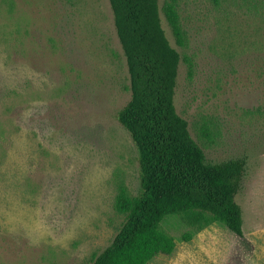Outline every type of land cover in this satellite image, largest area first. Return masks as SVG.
<instances>
[{
    "label": "rangeland",
    "instance_id": "rangeland-1",
    "mask_svg": "<svg viewBox=\"0 0 264 264\" xmlns=\"http://www.w3.org/2000/svg\"><path fill=\"white\" fill-rule=\"evenodd\" d=\"M177 2L184 46L161 11L181 54L175 105L209 161L247 156L244 234L212 224L183 242L188 227L168 214L174 254L148 264H264L260 0ZM129 98L108 0H0V264H88L111 243L124 221L117 185L139 190L137 150L116 118Z\"/></svg>",
    "mask_w": 264,
    "mask_h": 264
},
{
    "label": "trees",
    "instance_id": "trees-1",
    "mask_svg": "<svg viewBox=\"0 0 264 264\" xmlns=\"http://www.w3.org/2000/svg\"><path fill=\"white\" fill-rule=\"evenodd\" d=\"M129 77L130 98L116 114L137 150L139 190L117 185L114 207L124 221L111 243L88 264H148L175 251V238L161 221L175 214L188 227L189 242L217 224L243 236V210L236 200L246 176L247 156L212 162L193 139L175 105L180 52L163 27L161 11L176 43L185 45L177 0H108ZM264 23V0L253 4Z\"/></svg>",
    "mask_w": 264,
    "mask_h": 264
},
{
    "label": "crops",
    "instance_id": "crops-1",
    "mask_svg": "<svg viewBox=\"0 0 264 264\" xmlns=\"http://www.w3.org/2000/svg\"><path fill=\"white\" fill-rule=\"evenodd\" d=\"M262 229H263V228L258 229V230L256 229L255 231H261L262 234H260V235H263V236H264V234H263L264 232H262V231H264V230H262ZM193 240H194V238H193L191 241L187 242V243H190V242H192ZM253 247H255V246H253ZM172 254H174V252H173ZM172 254H170V255H172Z\"/></svg>",
    "mask_w": 264,
    "mask_h": 264
}]
</instances>
